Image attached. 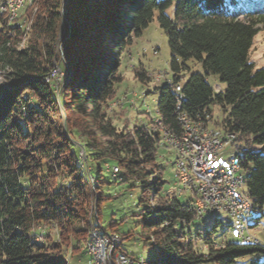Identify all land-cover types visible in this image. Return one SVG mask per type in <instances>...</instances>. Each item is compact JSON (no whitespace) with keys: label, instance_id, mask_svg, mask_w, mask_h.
I'll list each match as a JSON object with an SVG mask.
<instances>
[{"label":"trees","instance_id":"1","mask_svg":"<svg viewBox=\"0 0 264 264\" xmlns=\"http://www.w3.org/2000/svg\"><path fill=\"white\" fill-rule=\"evenodd\" d=\"M9 15H0V264H68L65 245L39 227L54 228L63 241L72 239L73 249L84 250L90 197L98 198V208L107 183L99 160L140 187L144 207L135 216L146 242L154 244L155 264H236L264 253L253 242L211 243L218 217L203 234L193 232L191 200L182 203L162 190L159 134L126 121L116 126L108 112L123 83L118 65L125 49L156 20L171 73L155 89L157 117L179 134V100L192 121L208 117L211 126L235 134L242 192L253 212L261 211L264 67L255 66L250 51L256 27H264V0H23L16 18L8 21ZM187 62L199 64L201 72L180 83ZM62 70L67 78L59 85ZM132 74L141 84L149 81L142 72ZM210 76L224 88L209 84ZM198 241L205 250L196 248Z\"/></svg>","mask_w":264,"mask_h":264},{"label":"rangeland","instance_id":"2","mask_svg":"<svg viewBox=\"0 0 264 264\" xmlns=\"http://www.w3.org/2000/svg\"><path fill=\"white\" fill-rule=\"evenodd\" d=\"M10 4L13 7L12 11L15 10L13 11L14 15H16L11 19L10 14L8 21L16 18L19 9L23 5V0L20 4L16 2L14 6L12 3ZM5 5L6 2L0 5V8L4 9ZM6 11L10 13L8 8L3 13L5 14ZM256 29L258 32L250 51V60L254 62L257 68H262L264 67V27L257 26ZM125 51L127 56L118 65V70L123 76V83L119 86L118 99L110 103L108 112L116 126H120L121 122L126 121L130 128L133 126L151 127L152 122L158 118L156 115V104L159 93L155 89L167 83L168 79L171 78L168 68L170 52L167 40L156 20L151 22L139 37H132L131 44L127 46ZM186 65L189 68V72L184 71L179 74L180 83H183L190 74L201 72L197 63L187 62ZM132 70L133 72H142L149 81L141 84L133 78ZM156 76H161V78H155ZM66 78V72L62 70L58 72L56 81L60 85L59 82L63 83ZM207 81L214 88L216 86H219L220 90L224 88V85L219 83L214 77H208ZM60 97V91H58V98L60 99ZM60 109L63 112L65 105L60 107ZM122 116L123 118L120 120L119 118ZM117 119L118 121H116ZM150 120L152 122L149 125ZM64 121L65 118L62 123ZM220 154L222 157L220 164L225 169L228 167L231 157L235 155V149L226 147L220 151ZM82 159L85 160V153ZM97 162L99 166L103 167V177L107 183L101 186L100 192L103 194V198L99 201L98 208L96 207L98 198L93 194L90 197L91 203L87 216L89 221L88 238L90 225L95 224L96 221L98 229L102 228L104 232L110 235L120 236V245L118 246L119 249H116L117 251H121L136 261H142L143 264H155L156 253L154 244L151 240L146 242L143 237L146 234L141 232L139 226L141 217L135 216L144 207L143 204L138 203L140 187L131 180L123 178L121 174L115 175L113 173L115 171L110 168L111 171H107L101 160ZM156 163L161 168L162 181L164 182L162 190L164 192H177L179 184L176 177V154L174 151L160 146L156 154ZM108 164L109 167L112 166L110 162ZM84 169L85 175H88L89 169L86 166ZM88 179L90 191L93 193V188H91L93 181L90 178ZM121 179L123 183H121ZM192 199L193 197L189 192H185L183 196L179 197V201L182 203ZM92 219L94 223H92ZM213 224V221L208 224V216L205 215L203 218L193 220L190 228L193 232L200 231L203 234L205 230L212 228ZM247 227L248 229L242 234L243 238H249L250 242L258 243L264 247V208L261 211L253 212ZM38 230L42 234L48 232L47 234L50 236L51 241L65 245L63 248L65 249L68 264H86L88 256L85 249L88 242L84 250L83 247L80 249L81 245L78 249H73L74 242L72 239L63 241L62 237L65 236L57 237L58 232L54 228L48 230L47 227L45 229L39 227ZM243 238L240 235L237 219L230 217L226 213L220 214L217 226L208 235L209 241L215 246L232 243L241 244L244 242ZM195 246L205 250L201 241H198ZM236 264H264V253L242 256L236 260Z\"/></svg>","mask_w":264,"mask_h":264},{"label":"bare ground","instance_id":"3","mask_svg":"<svg viewBox=\"0 0 264 264\" xmlns=\"http://www.w3.org/2000/svg\"><path fill=\"white\" fill-rule=\"evenodd\" d=\"M6 5L4 9L0 8L1 14L8 8L11 19L16 15H14L12 6L10 3H21L22 0H5ZM8 4V5H7ZM21 7V6H20ZM3 11H2V10ZM0 14V15H1ZM216 89L219 90V86H216ZM176 92L180 91V87L175 88ZM176 119H177V113ZM207 117V116H206ZM178 119L184 122L185 126L196 132V134L202 135H210V137H219L222 138L223 141H231L233 144H236L237 136L231 133H223L219 128H215L211 126L209 123V118H205L208 121L197 120L192 121L183 111L178 112ZM179 124V123H178ZM180 126V132L176 135V133H172L168 130L159 118H156L153 122L151 127H145L149 133H158L160 136L159 139V147L168 148L176 154V163H175V170H176V177L179 184L177 192L180 196H183L185 192H189L193 199L191 200L192 206H198L199 204V195L196 193V188L201 189H209V182H202V175L198 174L195 170L194 164L192 163L191 156H200L201 155V147H198L195 144H192L191 140H187L183 131L182 125ZM170 134V135H168ZM231 166H232V175L236 176L237 182V192L241 195V199L243 200V205L248 207L249 214H244V211H237V213H232V201L230 199H221V197H228L229 196V188H225V181H212L211 182V189H219V191H214V199H221L220 205L218 203H213V196H204V200H202V211L198 218H203L205 215L208 216V223L216 217H219L220 214L226 213L229 216L232 215V218H236L237 222L239 223L240 235L243 234L244 231L247 230L248 221L253 214V209L251 202L245 196V193L242 192V185H243V177L239 167V160L238 158L233 155L231 158ZM111 170H115V167H111ZM225 176V169L218 168L215 171V179H223ZM92 223L93 219H92ZM93 230H95V224L90 225L89 229V241L86 246V254L88 256L86 260V264H89V255L92 254V247L91 243L93 241ZM114 238V250L119 249V240L120 236L112 234ZM121 261V251H114V257H112V264H119ZM123 264H139L136 263L134 260H123Z\"/></svg>","mask_w":264,"mask_h":264},{"label":"built area","instance_id":"4","mask_svg":"<svg viewBox=\"0 0 264 264\" xmlns=\"http://www.w3.org/2000/svg\"><path fill=\"white\" fill-rule=\"evenodd\" d=\"M15 4L16 3H13V6ZM155 78H161V76H156ZM175 112L177 113V122L182 125V131L187 140H191L192 144L201 147L200 156H191L192 163L197 173L202 175V182H209V189H201V183L200 188H196V193L199 195L198 206H193L196 218L198 219L199 214L203 212L202 200H204V196H213V203H218L219 205L221 199H230L232 201V213L244 211V214H249L250 209L243 205L241 195L237 192L236 176L232 175L231 159L228 162V167L225 168V176L223 179H215L216 169L222 168L220 164L222 158L220 151L226 147L237 149L238 145L233 144L231 141H223V139L219 137L196 134V132L186 127L184 122L178 119V112H181L179 100H177ZM212 181H225V188H229V196L221 197V199H214V191H219V189H211ZM174 193H176L177 197H180L178 192ZM230 217H232V215ZM241 236L243 238V235ZM114 241L113 236L104 232L102 228L98 229L97 222L95 221V230H93V241L91 243L92 254L89 255V264H112L114 251H117L114 250ZM244 242H250L249 238H245ZM123 260L134 259L121 252V261H119V264H123ZM134 261L143 264L142 261Z\"/></svg>","mask_w":264,"mask_h":264},{"label":"water","instance_id":"5","mask_svg":"<svg viewBox=\"0 0 264 264\" xmlns=\"http://www.w3.org/2000/svg\"><path fill=\"white\" fill-rule=\"evenodd\" d=\"M82 156H84V151H82Z\"/></svg>","mask_w":264,"mask_h":264}]
</instances>
